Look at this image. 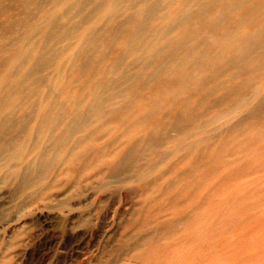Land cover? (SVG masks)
I'll list each match as a JSON object with an SVG mask.
<instances>
[{
  "label": "rangeland",
  "instance_id": "rangeland-1",
  "mask_svg": "<svg viewBox=\"0 0 264 264\" xmlns=\"http://www.w3.org/2000/svg\"><path fill=\"white\" fill-rule=\"evenodd\" d=\"M0 264H264V0H0Z\"/></svg>",
  "mask_w": 264,
  "mask_h": 264
}]
</instances>
